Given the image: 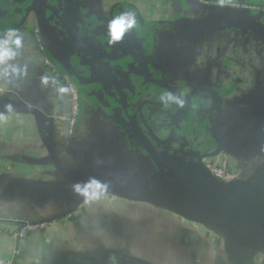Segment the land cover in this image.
I'll use <instances>...</instances> for the list:
<instances>
[{
	"label": "crops",
	"instance_id": "crops-1",
	"mask_svg": "<svg viewBox=\"0 0 264 264\" xmlns=\"http://www.w3.org/2000/svg\"><path fill=\"white\" fill-rule=\"evenodd\" d=\"M200 1L208 7L189 0H73L68 12L69 0H35L25 15L29 0H0V29L23 34L16 55L0 64V264H125L121 254L154 264H231L226 240L149 201L190 212L186 192L161 176L135 126L156 160L192 187L179 167L187 155L197 210L238 240L237 263L250 262L248 244L264 241V41L248 22L264 26V0ZM122 12H135L137 25L109 44L108 22ZM211 14L230 16L232 24L188 30ZM126 48L147 61L145 74ZM46 60L84 80L83 113L70 141L68 92L59 91L65 85ZM155 82L182 99L209 89L216 106L205 111L212 99L196 92L181 110ZM204 155L225 157L242 184L219 189L213 179L201 182L194 167ZM93 180L120 194H90ZM45 219H53L45 229L12 240L16 221ZM251 264H264V250Z\"/></svg>",
	"mask_w": 264,
	"mask_h": 264
},
{
	"label": "water",
	"instance_id": "water-1",
	"mask_svg": "<svg viewBox=\"0 0 264 264\" xmlns=\"http://www.w3.org/2000/svg\"><path fill=\"white\" fill-rule=\"evenodd\" d=\"M191 2H194L196 5H198L199 7H203V8H207V4L203 1L200 0H189ZM34 2L35 0H29V6L24 10L25 15L28 14L30 11L33 10L34 7ZM70 2V7L68 8V12L70 11V8L72 7V3L73 0H69ZM246 14V13H245ZM244 14V16H246ZM233 18H231L230 16H219L216 14H211L210 17L198 22V23H194L191 24L188 28V30H208L214 27H223V28H228L230 27V25L232 24ZM66 23V28L67 31L71 34L72 31L69 27L68 21L65 22ZM11 28H7V29H0V31H5L8 32ZM248 29H250L251 31L255 32L262 41H264V26L256 24L254 21H250L248 22ZM77 39H79L80 41H83L85 44L87 43L85 40H81L80 38L77 37ZM76 47V46H75ZM78 48V47H76ZM126 51H130L131 53L134 54V56L137 57V59L139 60V62L141 63V66L143 68V74H145L146 72V62L147 61H143L137 54H135L130 48H126ZM77 84L78 86L82 89V84L84 83V80H82V78L77 75L75 72H73L68 66L66 68L65 71ZM158 86L164 88L165 90L169 91L170 93H172L178 101H182V103H179L181 110H186L187 107L189 106V98L191 95H193L196 92H203L206 93L211 99H212V106L211 108L205 110V111H210L212 109L215 108L216 106V102H217V97L216 95L211 92L209 89L206 88H199L197 90L191 91L190 93H188L186 95V97L184 99H182L179 95V93H177L169 84L164 83V82H155ZM30 112L34 113L38 118H42L45 119L42 115H40L38 112H36L35 110H29ZM136 130V134L138 135V137L140 138V141L142 142V144L144 145V147L146 148V150L148 151V153L153 157V159L156 162L157 168L161 174V176L169 183L176 185L180 190L186 192L187 196L189 197V202H190V212H182L180 210L174 209L169 203L163 202V201H158V200H149V201H154L155 203L159 204L160 206L166 207L168 209H171L173 211H176L177 213L185 216L188 219L194 220V221H198L203 223L207 229H209L213 234H215L216 236L226 240L229 244V260L231 264H239L234 260V255L235 252L237 251L238 247H239V243L238 240L231 234H228L227 232L223 231L222 229H220L217 225V221L213 220V218L210 217V215L206 212H199L197 210V202L199 201L198 198V185H197V181L196 179L190 177L189 175L186 174V169H185V163H186V157L187 155H184L183 158L181 159V162L179 163V167H180V171L181 173L185 176V178L190 182L191 186L188 185H184L180 182H178L175 177L171 174V172L169 170H167L161 163H159L156 160V155L154 150L151 148V145L149 144L148 140L146 139V137L144 136V134L142 133V131L135 126L134 127ZM214 136L217 138L219 144H220V139L219 137L213 133ZM221 145V144H220ZM207 157H209L208 155H204V156H197L196 158L200 159L199 162L197 164H195V173L197 175H199L201 177V182H204V180L206 181V179H213L214 181H216L218 183V188L219 189H224L230 186H238L240 184H242L238 178L232 182L229 183H222L217 181L215 178H213L209 172L207 170H205L203 164H202V159H206ZM105 187L103 189H93V188H89L87 191L92 194V195H103V194H110V195H119L120 191L118 188L114 187V186H109V185H104ZM133 199L135 200H146V199H140L137 197H133L131 196ZM204 203H207L209 205L212 206L211 200L209 198L203 200ZM71 213L68 212L66 214H64L63 216H67ZM42 222H52L53 219H45V220H40ZM248 249H246L249 252V263L251 264L252 259L254 257V255L256 253H258L261 250H264V241H258L257 243H251L248 244ZM121 258L124 261L125 264H154L133 256H129L126 254H121Z\"/></svg>",
	"mask_w": 264,
	"mask_h": 264
},
{
	"label": "built area",
	"instance_id": "built-area-1",
	"mask_svg": "<svg viewBox=\"0 0 264 264\" xmlns=\"http://www.w3.org/2000/svg\"><path fill=\"white\" fill-rule=\"evenodd\" d=\"M34 39L37 43H40L39 27L35 28ZM45 63L48 67H50L54 77L63 81L67 89L68 113L64 120L69 128L68 133L71 134L76 124V118L78 117L79 111L82 108V89L66 72H60L54 65H52L47 60ZM202 164L205 170H207L209 174L219 182L229 183L237 179V175L230 169L225 157L220 162H215L208 158L202 159ZM50 223L51 222L42 221H16V227L9 233L14 242H20L24 238H26L28 234L39 232L49 226ZM14 253H17V250L14 251ZM4 264L12 263L8 261Z\"/></svg>",
	"mask_w": 264,
	"mask_h": 264
},
{
	"label": "clouds",
	"instance_id": "clouds-1",
	"mask_svg": "<svg viewBox=\"0 0 264 264\" xmlns=\"http://www.w3.org/2000/svg\"><path fill=\"white\" fill-rule=\"evenodd\" d=\"M136 25L137 16L135 12H122L121 14L115 16L108 22V43L113 44L121 41L124 35L134 29ZM17 33V30L10 29L5 34V37L0 39V64H6L7 61H10L16 55V52L13 50V46L16 49L22 47L23 34L18 35ZM13 71H15L14 68ZM4 75H7V69H5ZM41 81L42 83H47L48 77H42ZM59 91L63 93L66 92L67 89L65 87H60ZM178 103H182V101H178ZM5 108L9 111L12 110V106L10 104L5 105ZM89 187L93 189H103L105 186L100 182L93 180ZM81 194L87 196V192H82ZM96 198H99V196Z\"/></svg>",
	"mask_w": 264,
	"mask_h": 264
},
{
	"label": "rangeland",
	"instance_id": "rangeland-1",
	"mask_svg": "<svg viewBox=\"0 0 264 264\" xmlns=\"http://www.w3.org/2000/svg\"><path fill=\"white\" fill-rule=\"evenodd\" d=\"M56 67V66H55ZM58 70H61L60 67H57ZM83 113V109L81 108L78 114V117L76 118V124L74 126L73 132L70 134L68 133V126H67V132H66V137L68 138V140H73L75 138L76 132H77V128H78V122H79V117L81 116V114ZM67 124V123H66ZM73 214V213H72ZM70 214V215H72Z\"/></svg>",
	"mask_w": 264,
	"mask_h": 264
},
{
	"label": "flooded vegetation",
	"instance_id": "flooded-vegetation-1",
	"mask_svg": "<svg viewBox=\"0 0 264 264\" xmlns=\"http://www.w3.org/2000/svg\"><path fill=\"white\" fill-rule=\"evenodd\" d=\"M82 98V97H81ZM81 102H82V99H81ZM68 107V106H67Z\"/></svg>",
	"mask_w": 264,
	"mask_h": 264
}]
</instances>
